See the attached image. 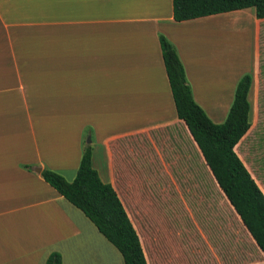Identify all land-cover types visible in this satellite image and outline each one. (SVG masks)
<instances>
[{"label":"crops","instance_id":"1","mask_svg":"<svg viewBox=\"0 0 264 264\" xmlns=\"http://www.w3.org/2000/svg\"><path fill=\"white\" fill-rule=\"evenodd\" d=\"M247 9L230 12L248 16ZM230 12L176 21L173 0H0V264H46L53 252L63 264H113L102 248L124 261L41 172L73 181L90 133L92 164L116 188L118 139L167 130L168 143L187 146L183 131L171 128L183 120L161 34L176 47L194 99L215 123L227 119L240 79L250 74L252 123L264 19L249 14L251 54L239 67L238 56L230 62L223 52Z\"/></svg>","mask_w":264,"mask_h":264},{"label":"rangeland","instance_id":"2","mask_svg":"<svg viewBox=\"0 0 264 264\" xmlns=\"http://www.w3.org/2000/svg\"><path fill=\"white\" fill-rule=\"evenodd\" d=\"M247 10L248 16L230 12L233 15L223 22V52L230 62L238 56L242 61L239 67H244L251 54L247 28L249 14H255V8ZM260 31L263 71L256 75L255 94L252 89L250 95L252 127L237 150L264 190V21ZM228 65L230 69L233 66ZM223 74L226 80L230 76L226 68ZM171 128L183 131L187 146L176 148L168 143L172 139L167 130L121 138L114 144L116 185L150 264L264 262L263 252L220 189L185 123L180 121ZM85 139L89 142L90 136ZM110 250L102 248L113 264H124Z\"/></svg>","mask_w":264,"mask_h":264},{"label":"trees","instance_id":"3","mask_svg":"<svg viewBox=\"0 0 264 264\" xmlns=\"http://www.w3.org/2000/svg\"><path fill=\"white\" fill-rule=\"evenodd\" d=\"M250 7L255 8L258 19H264V0H173L176 21ZM160 43L179 118L186 123L220 189L264 254V190L236 150L252 127L248 99L252 76L246 74L240 79L227 119L215 123L194 99L176 47L163 34ZM84 144L73 181L49 168L42 170L43 178L84 212L121 252L124 264H150L139 231L117 188L103 181L92 164V142L85 139ZM194 173L195 169L192 178ZM46 264H62L61 253L53 252Z\"/></svg>","mask_w":264,"mask_h":264},{"label":"water","instance_id":"4","mask_svg":"<svg viewBox=\"0 0 264 264\" xmlns=\"http://www.w3.org/2000/svg\"><path fill=\"white\" fill-rule=\"evenodd\" d=\"M89 141H91V138H90V140H89ZM36 170H37L38 172H40V171H41V169H40V168H37Z\"/></svg>","mask_w":264,"mask_h":264}]
</instances>
